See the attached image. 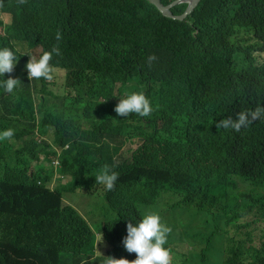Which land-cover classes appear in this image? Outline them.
Listing matches in <instances>:
<instances>
[{"label": "trees", "instance_id": "trees-1", "mask_svg": "<svg viewBox=\"0 0 264 264\" xmlns=\"http://www.w3.org/2000/svg\"><path fill=\"white\" fill-rule=\"evenodd\" d=\"M0 27V48L18 59V42L55 45L63 70L41 85L15 66L0 76L20 80L12 93L0 88V131L13 129L0 141V229H10L1 245L15 264L133 261L122 244L126 226L159 204L170 264H264V241L254 243L264 222V0H201L184 20L148 0H0ZM131 92L149 99V117L117 116L115 105ZM165 92L172 94L162 107ZM241 113L239 131L216 127ZM161 118L173 131L211 130L168 152ZM133 137L143 140L131 153ZM169 159L182 161L181 190L192 192L186 205L193 218L205 216V231L195 234L179 223L184 214L159 203ZM105 166L118 173L106 191L95 182Z\"/></svg>", "mask_w": 264, "mask_h": 264}, {"label": "clouds", "instance_id": "clouds-1", "mask_svg": "<svg viewBox=\"0 0 264 264\" xmlns=\"http://www.w3.org/2000/svg\"><path fill=\"white\" fill-rule=\"evenodd\" d=\"M160 1L163 5L167 6L171 5L176 0L171 1L168 4L163 3L162 0ZM179 3H188L185 11L189 7L188 1H182ZM199 3L195 6V8L199 5ZM175 5L171 6L170 8L173 16L164 15L163 12L156 5L155 6L164 16L180 20L186 19L195 10L194 8L189 14L181 19L176 16L184 14L185 11L181 14H174L172 8ZM104 15L105 14H102L101 11L94 13V17L92 20L95 21L98 25V16L103 17ZM4 16L10 17V20L7 21V23H10L11 16L7 13H3L1 17L3 18ZM60 38L61 34L59 31H57L56 39L60 40ZM18 44L19 42L17 43V49L20 52V58L18 59L13 49H10L8 47L0 48V76L3 77L5 73H11L15 66L19 68V71H21V73L27 72V76L31 82L38 81L40 85L43 82L42 78L45 80V82L50 83L55 79L61 77V75H59V72H63V70H61V67L54 64V54H60V49L57 46L54 45L50 50L43 48L41 45L29 46L28 44L21 43V45L26 47V50L24 51L20 49V46H18ZM29 49H38L39 51L36 55H31ZM67 58L71 62L73 58L72 50H69L67 52ZM155 59L156 57L154 55H151L147 58L149 64H151V62ZM19 81V79H15L12 77L0 80V88H2L5 93H12L14 91V88L18 85ZM171 94L172 93L169 92L163 93V100H161L162 107L165 105V103H167V101H169V99L171 98ZM114 111L116 112L117 116L121 117H127L129 114H136L139 117H149L151 112L153 111V108L150 104L149 99L143 92H131L130 94H127L126 96L120 98L119 102L115 105ZM245 123L246 116L241 113L238 115L237 120L234 122L229 119L218 120L216 122V127L227 128L229 127V125H231L232 128H234L236 131H239L241 126ZM158 127L162 135V140L160 142L164 144L168 152L178 143L192 142L207 135L211 130L209 126L205 124H199L197 126L188 125L182 130L173 131L170 127L166 126L165 119L162 118L158 121ZM12 136L13 129L11 128L0 131V141L10 139ZM133 138L134 140L128 141V147L132 148L131 153L138 149L143 140L138 137ZM180 162L182 161L172 159L168 160L166 170L168 172L169 181L161 191L159 203L162 204L168 202V207L173 212H176L177 214H184L188 219L187 227L190 228L195 234H197L198 230H196L195 226H207V224L205 223L206 218L204 215H199L198 217L193 218L194 209L190 207V209L185 210L183 208L186 204H192L190 202L192 192H189L187 194L183 190H181V188L185 186L188 179L181 171L175 170V166ZM48 167H50V165H48ZM55 177H57V175H55ZM157 177L159 176H155L154 179H156ZM117 178L118 173L112 171L108 166H105L95 176V182L102 184L104 186L102 190L106 191L113 189L114 182L117 180ZM246 187L247 186H241L240 191H245ZM5 202L9 203L8 200H6ZM156 207L157 206L151 207L154 211L145 213L139 221H136L135 223L129 222L126 226V235L122 238V244L124 246V249L128 253H136V259L133 261H129L124 258L111 259L108 261V264H170V251L167 247H165L170 228L162 222L159 211ZM75 208H77L81 212V214L85 216L87 214L88 217H86L89 219V221H92L93 216L91 214L87 213V211L86 214H84L78 205H75ZM193 220L196 221L195 224L192 223ZM9 235L10 229L2 226L0 229V260L3 262V264H15L11 260V250H7L1 245L2 240L7 238ZM99 252V250L96 251L97 254ZM102 255L104 254L102 253ZM86 262L87 259H84L82 264H85Z\"/></svg>", "mask_w": 264, "mask_h": 264}, {"label": "rangeland", "instance_id": "rangeland-1", "mask_svg": "<svg viewBox=\"0 0 264 264\" xmlns=\"http://www.w3.org/2000/svg\"><path fill=\"white\" fill-rule=\"evenodd\" d=\"M3 18H4V20H5L6 22L10 20V17H9V16H4ZM0 28H1V27H0ZM18 46H20V49H21V50H24V51L26 50V47L23 46V45H21V43H19ZM29 51H30L31 55H36V54L38 53L39 50H38V49H29ZM59 75H63V72H59ZM134 146H135V145H134ZM239 185H240V183H239ZM93 196H94V194L91 195V197H93ZM97 196H98V194H97ZM78 206H79V208L82 210V212H83L84 214H86V206H84L83 204H79ZM156 208H157V210L159 211V215H160V217H161V219H162V217L165 215L164 212H163V210H162V208H161L160 206H157ZM183 208H184L185 210L190 209V207L187 206V205H185ZM149 211H154V210H153L151 207H146V208H145V213H147V212H149ZM95 213H97V212H94V214H95ZM86 216L88 217L87 214H86ZM97 218H98V217H97ZM179 223L187 224V223H188V219L185 218V217L181 219V218L179 217ZM192 223L195 224L196 221L193 220ZM92 224H93V223H92ZM96 225H97V224H93L94 228H95ZM256 225H257V229L255 230V236H256V239L254 240V243H256V244H260L261 241H264V222H258V223H256ZM195 228H196V230H198L197 232L199 233V232H201V231H205L208 227L205 226V225H202V226H200V227L195 226Z\"/></svg>", "mask_w": 264, "mask_h": 264}, {"label": "water", "instance_id": "water-1", "mask_svg": "<svg viewBox=\"0 0 264 264\" xmlns=\"http://www.w3.org/2000/svg\"><path fill=\"white\" fill-rule=\"evenodd\" d=\"M149 1L151 3H153L154 5H156L163 12L164 15H168V16H173V13L170 10L171 6H173L179 2H182V1H188L189 7L185 11V13L180 15V16H176V17L182 19L187 14H189L201 0H176L171 5H167V6L163 5L160 0H149Z\"/></svg>", "mask_w": 264, "mask_h": 264}, {"label": "bare ground", "instance_id": "bare-ground-1", "mask_svg": "<svg viewBox=\"0 0 264 264\" xmlns=\"http://www.w3.org/2000/svg\"><path fill=\"white\" fill-rule=\"evenodd\" d=\"M84 205V204H83Z\"/></svg>", "mask_w": 264, "mask_h": 264}]
</instances>
